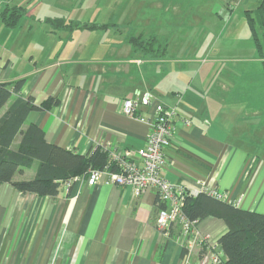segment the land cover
I'll return each instance as SVG.
<instances>
[{"label": "crops", "instance_id": "1", "mask_svg": "<svg viewBox=\"0 0 264 264\" xmlns=\"http://www.w3.org/2000/svg\"><path fill=\"white\" fill-rule=\"evenodd\" d=\"M36 1L0 0V82L22 80L0 116L18 97L35 104L54 97L57 105L30 111L22 127L35 124L50 144L83 155L96 146L135 150L149 128L122 114L121 102L136 91L148 93L152 102L139 112L157 104L177 112L161 175L188 189L222 192L227 202L264 214V97L253 78L244 85L239 79L253 64L259 70L255 48L247 53L243 44L245 12L259 0H111L100 26L74 32L55 30L48 19L68 20V7L83 1L40 0L45 25L33 33L40 21ZM11 7L25 10L12 27L1 17ZM98 31L106 33L102 43L89 38ZM133 31L165 38L166 57L134 51ZM232 48L237 55H228ZM36 161L14 178H33ZM156 201L152 189L136 197L103 181L89 186L86 176L55 197L3 183L0 264H196L202 251L186 254L178 228L170 235L155 228ZM197 230L216 241L226 225L210 215Z\"/></svg>", "mask_w": 264, "mask_h": 264}, {"label": "trees", "instance_id": "2", "mask_svg": "<svg viewBox=\"0 0 264 264\" xmlns=\"http://www.w3.org/2000/svg\"><path fill=\"white\" fill-rule=\"evenodd\" d=\"M24 12L22 7L6 8L1 17L5 25L12 27ZM245 21L264 74V0H259L254 9L245 12ZM48 22L55 30L73 31L95 27L93 24L65 18L48 19ZM106 26L108 25H102ZM128 42L134 51L151 58L167 55L165 38L151 35L150 39L145 41L130 34ZM21 85L22 80L14 82L12 86L0 82V110ZM58 102L57 98L48 97L40 104H35L30 99L18 97L0 116V185L9 183L22 193L55 197L63 191V184L69 182V189L65 192L68 194L74 180L87 176L89 169H103L108 166L114 170L109 152L100 146L83 155L50 144L45 140L41 128L35 124L22 127L30 111L47 110ZM17 136L19 141L13 146ZM34 160L38 161V165L33 178L16 180L14 176L24 168L30 167ZM163 206L156 201L155 211ZM182 211L190 221L197 223L210 215L224 221L226 230L216 241L222 254L221 264H264V214L241 209L234 203L204 191L186 196ZM174 228L178 227L171 226L168 235Z\"/></svg>", "mask_w": 264, "mask_h": 264}, {"label": "built area", "instance_id": "3", "mask_svg": "<svg viewBox=\"0 0 264 264\" xmlns=\"http://www.w3.org/2000/svg\"><path fill=\"white\" fill-rule=\"evenodd\" d=\"M151 96L136 91L133 98H125L121 102V113L147 124L149 128L145 144L139 149H104L114 170L106 166L103 169H89L86 183L89 186L98 182L111 183L130 189L134 196L144 190L152 189L157 202L164 206L156 211L155 228L168 234L171 226H177L182 234L183 247L189 255L194 249L202 250L196 264H221L222 254L218 249L217 240L210 241L207 235H200L197 222L190 221L183 213L184 198L204 191L217 198L227 201V196L216 190L201 186L188 189L181 184L172 183L161 175L166 165V150L174 136V121L177 112L174 106L157 104L151 112H139L141 107L151 104ZM139 160V161H137ZM110 166V165H109ZM70 183L63 184V191L69 189ZM235 205L238 204L234 202ZM203 247H205L203 249Z\"/></svg>", "mask_w": 264, "mask_h": 264}, {"label": "rangeland", "instance_id": "4", "mask_svg": "<svg viewBox=\"0 0 264 264\" xmlns=\"http://www.w3.org/2000/svg\"><path fill=\"white\" fill-rule=\"evenodd\" d=\"M40 1V0H39ZM39 1H36V2H33L34 4H36L35 8H36V19L35 20H40V21H35L33 23V33L36 31V30H42L43 27H44V14H43V6L40 5L41 2ZM80 1H83L82 3V6H78V5H75V6H69L68 9H67V19L68 20H72V21H78V22H81V23H87V19L90 18L91 19V23L89 24H93V25H99L100 24H97L98 21H100L102 19V17L106 14V12L110 9V1L111 0H80ZM33 4V5H34ZM42 4V3H41ZM54 11H56L54 9ZM42 15V16H41ZM93 31V29H92ZM74 32V31H73ZM72 32V33H73ZM75 32H79V31H75ZM246 32H247V38L245 39V41H243V44H244V47H246V52L249 53V50L251 51V48H252V51H254V46H253V42H252V39H251V35L248 31V27L246 26ZM75 34L77 33H73L72 34V37H71V43H76L79 41V36ZM93 36L88 37L94 42V43H102L104 38H102V35H106V33L104 32H96V33H91ZM134 36V38H142L143 40L147 41L150 39L151 35H147V36H144L143 34H139L135 31H133V33L131 34ZM78 36V37H77ZM89 38H88V41H89ZM226 39V38H224ZM83 40V39H82ZM80 42H83V41H80ZM90 43V42H88ZM240 42L236 43V44H239ZM80 46L79 47H82L83 43L82 44H79ZM85 45V43H84ZM37 45L34 43V39H33V49L36 48ZM229 53L228 55H237L238 52H236L234 50V48H232L231 50H228ZM246 52L244 51V53L246 54ZM240 53H243V52H240ZM244 54V55H245ZM246 58H247V61L248 62H252L250 59V56L251 54H247L245 55ZM258 58V57H257ZM257 62V61H256ZM260 63H258V65L256 66H259V70L257 67H254L255 64H253L251 67H249V69H247L244 73L242 72H239L240 73V82L244 85L245 83H247L249 81V79L253 78L255 81H256V84L258 86V89L260 90V93L262 94V96L264 97V74H263V70H262V65L261 64V60L259 61ZM245 93H248V91ZM263 111H264V101H263ZM38 162L36 161L35 164H37ZM181 232V231H180Z\"/></svg>", "mask_w": 264, "mask_h": 264}]
</instances>
